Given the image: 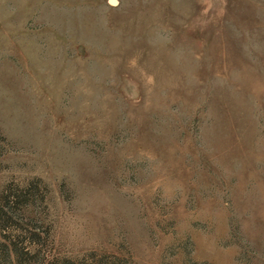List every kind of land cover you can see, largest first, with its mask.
I'll return each mask as SVG.
<instances>
[{
  "label": "rangeland",
  "instance_id": "1",
  "mask_svg": "<svg viewBox=\"0 0 264 264\" xmlns=\"http://www.w3.org/2000/svg\"><path fill=\"white\" fill-rule=\"evenodd\" d=\"M0 264H264V0H0Z\"/></svg>",
  "mask_w": 264,
  "mask_h": 264
}]
</instances>
